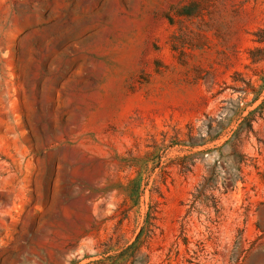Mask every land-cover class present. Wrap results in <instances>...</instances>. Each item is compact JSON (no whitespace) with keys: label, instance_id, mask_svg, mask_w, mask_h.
<instances>
[{"label":"rangeland","instance_id":"rangeland-1","mask_svg":"<svg viewBox=\"0 0 264 264\" xmlns=\"http://www.w3.org/2000/svg\"><path fill=\"white\" fill-rule=\"evenodd\" d=\"M261 29L264 0H0V264H264Z\"/></svg>","mask_w":264,"mask_h":264},{"label":"trees","instance_id":"trees-1","mask_svg":"<svg viewBox=\"0 0 264 264\" xmlns=\"http://www.w3.org/2000/svg\"><path fill=\"white\" fill-rule=\"evenodd\" d=\"M254 37L256 38V40H255L256 42H258L260 44H264V29L257 31L254 34ZM262 52H264V49H257L256 48V49H253L250 51V59L254 64L264 61V56H262ZM236 75L238 76V74H236ZM247 85L250 88L252 87L251 83H247ZM235 92H242L243 94H247L248 90L247 89L246 90L245 89H235ZM257 100H258V96L252 101L251 104H254ZM237 110L239 111V118L243 122L247 121L248 117H242L244 109L240 108V105H239V106H237ZM255 111L256 110L249 112V116L252 115ZM236 113L234 114V116L238 114V113L237 114ZM230 121L231 120H229V122ZM204 127L208 129V134H207V137H209L208 140H206V138H202L201 144H196V142H194V140H195L194 131L195 130L193 127H189L188 128L189 132L187 134L188 140L185 142L178 141L176 145L182 146V147H187V148H190L192 150L196 147H201V146H205L207 144H211L213 142H217V141L221 140L222 137L224 136V131H226L228 125L227 126L221 125L217 129H214L211 124H209L208 126L205 124ZM249 127H250L249 131L253 132L252 123L249 125ZM231 142L232 141L228 140L224 143V145L231 144ZM234 155L239 157V160L237 162V166L235 168L236 169V176H235L234 180H231V181L225 180V182L222 184V188L224 189V192L222 194H227L229 191H234L237 188V183L239 181H243V177L241 175L243 174V165H244L243 158H244V156L241 154H238L236 152H234ZM217 164H218V161L214 165V168H216V169L218 168ZM218 186H219V183L217 180L216 173L214 171H209V176L205 177L203 179L202 183H200V185L196 188V191L193 195L192 205H191L192 209L195 208L196 204H202V205L207 204L206 206L209 207L208 204L213 201V207H214L215 213H216V215H215L216 218L212 221L213 224L217 223L221 217V210L218 208V202L219 201L213 195H210L214 191H219L220 188ZM192 212L193 211H190V213H192ZM212 236H213V234H211V236L208 237V239L211 240ZM185 243L188 244L187 240H185ZM199 246L204 247L205 241H199ZM134 248H135V245H132V247H130L126 253L133 250ZM203 251H204V249H201L200 252H203ZM196 253H198V252H196Z\"/></svg>","mask_w":264,"mask_h":264},{"label":"crops","instance_id":"crops-1","mask_svg":"<svg viewBox=\"0 0 264 264\" xmlns=\"http://www.w3.org/2000/svg\"><path fill=\"white\" fill-rule=\"evenodd\" d=\"M21 188H22V187H20V189H21ZM29 196H30V193H29ZM24 197H25V198H27V197H28V195H27V194H25V195H24Z\"/></svg>","mask_w":264,"mask_h":264}]
</instances>
